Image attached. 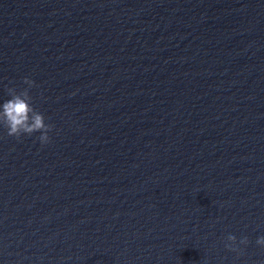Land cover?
<instances>
[{"label": "water", "instance_id": "obj_1", "mask_svg": "<svg viewBox=\"0 0 264 264\" xmlns=\"http://www.w3.org/2000/svg\"><path fill=\"white\" fill-rule=\"evenodd\" d=\"M26 76L0 264H264V0H0V105Z\"/></svg>", "mask_w": 264, "mask_h": 264}, {"label": "clouds", "instance_id": "obj_2", "mask_svg": "<svg viewBox=\"0 0 264 264\" xmlns=\"http://www.w3.org/2000/svg\"><path fill=\"white\" fill-rule=\"evenodd\" d=\"M24 84L28 87L20 90L19 92L15 87H8L7 92L11 97L0 105V125L7 129L8 136H14L19 139L22 134L31 135L34 132H40L38 137L41 144H47L50 142L49 132L53 129L52 124L45 123V117L43 113L37 111L31 101L29 89L35 85V81L29 77H24ZM228 243L225 247L231 251H241L239 248L234 247L237 241V237L233 234H229L226 237ZM241 245H247L249 243L248 237H242L239 241ZM256 243L260 246H264V235L259 236Z\"/></svg>", "mask_w": 264, "mask_h": 264}]
</instances>
